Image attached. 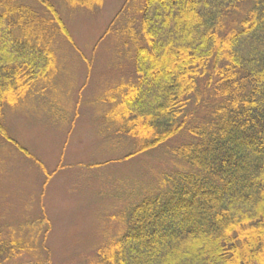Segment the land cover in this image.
<instances>
[{
	"label": "trees",
	"instance_id": "16d2710c",
	"mask_svg": "<svg viewBox=\"0 0 264 264\" xmlns=\"http://www.w3.org/2000/svg\"><path fill=\"white\" fill-rule=\"evenodd\" d=\"M34 1L0 0V136L49 177L3 122L54 76L59 37L74 42L56 0ZM138 15L140 39L125 52L135 77L111 102L115 132L141 142L129 156L184 132L174 152L189 168L132 208L94 264H264V0H145ZM27 245L0 235V264H28L13 262Z\"/></svg>",
	"mask_w": 264,
	"mask_h": 264
},
{
	"label": "rangeland",
	"instance_id": "374dc122",
	"mask_svg": "<svg viewBox=\"0 0 264 264\" xmlns=\"http://www.w3.org/2000/svg\"><path fill=\"white\" fill-rule=\"evenodd\" d=\"M56 3L74 42L59 37L54 76L3 117L11 137L51 175L0 136V235L28 244L13 262L94 264L99 249L124 234L132 208L156 194L170 172L188 170L174 148L189 136L129 156L141 142L115 132L119 104L111 102L135 77L125 52L130 39H140L136 15L145 0H104L93 11Z\"/></svg>",
	"mask_w": 264,
	"mask_h": 264
}]
</instances>
